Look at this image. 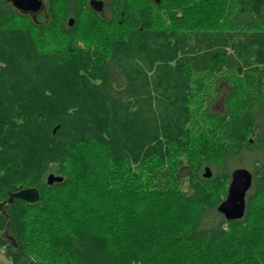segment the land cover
I'll list each match as a JSON object with an SVG mask.
<instances>
[{"label": "trees", "instance_id": "trees-1", "mask_svg": "<svg viewBox=\"0 0 264 264\" xmlns=\"http://www.w3.org/2000/svg\"><path fill=\"white\" fill-rule=\"evenodd\" d=\"M262 114L264 0H0V204L40 193L0 209V245L12 264H264Z\"/></svg>", "mask_w": 264, "mask_h": 264}, {"label": "water", "instance_id": "water-1", "mask_svg": "<svg viewBox=\"0 0 264 264\" xmlns=\"http://www.w3.org/2000/svg\"><path fill=\"white\" fill-rule=\"evenodd\" d=\"M15 8L24 11L37 13L44 6V0H10ZM91 4L96 8L101 9L102 3L99 1H92ZM101 6V7H100ZM75 17L69 19V25H74ZM57 128L54 129V133ZM206 176H211L212 172L209 167H206ZM63 176L51 173L47 177V183L52 185L54 182H62ZM253 184V174L248 168H236L232 171L231 182L228 189V194L224 201L218 206V211L223 213L228 220L241 219L245 216L246 212V196ZM40 197L37 188H23L10 194V197L0 204V209L6 214L3 206L11 203L15 198H20L28 203L36 202Z\"/></svg>", "mask_w": 264, "mask_h": 264}, {"label": "rangeland", "instance_id": "rangeland-1", "mask_svg": "<svg viewBox=\"0 0 264 264\" xmlns=\"http://www.w3.org/2000/svg\"><path fill=\"white\" fill-rule=\"evenodd\" d=\"M45 1L46 0H44V2ZM260 123H264V114L261 115ZM0 235L9 241H12V238L9 235V233L0 232ZM0 264H12L11 259L6 255L5 248L1 245H0Z\"/></svg>", "mask_w": 264, "mask_h": 264}]
</instances>
